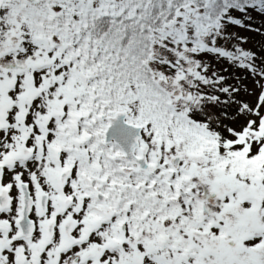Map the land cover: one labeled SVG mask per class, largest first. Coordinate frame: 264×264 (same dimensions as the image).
I'll list each match as a JSON object with an SVG mask.
<instances>
[{
  "label": "snow or ice",
  "instance_id": "obj_1",
  "mask_svg": "<svg viewBox=\"0 0 264 264\" xmlns=\"http://www.w3.org/2000/svg\"><path fill=\"white\" fill-rule=\"evenodd\" d=\"M0 264H264V0H0Z\"/></svg>",
  "mask_w": 264,
  "mask_h": 264
}]
</instances>
